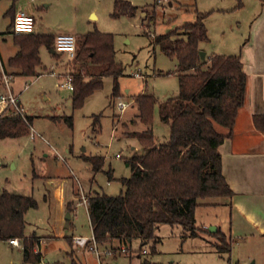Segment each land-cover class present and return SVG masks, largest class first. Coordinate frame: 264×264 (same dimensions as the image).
<instances>
[{"label": "rangeland", "instance_id": "obj_1", "mask_svg": "<svg viewBox=\"0 0 264 264\" xmlns=\"http://www.w3.org/2000/svg\"><path fill=\"white\" fill-rule=\"evenodd\" d=\"M116 1L0 0V95L9 88L18 97L31 124L24 136L0 139V193L29 196L37 203L24 218V235H35L39 240L34 253L40 256V261L35 264H99V260L101 264H235L240 248L233 243L231 253L217 252V240L209 233L210 228L200 237H191L181 227L162 224L155 231L159 238L155 249L151 242L141 246L136 238L121 252L124 244L113 241L107 246L99 245V260L87 247H77L73 242L70 245L65 239L92 234L86 206L79 204L81 196L119 195L125 189L121 179L131 175L128 162L143 154L133 132L144 127L138 120L130 122L136 113L133 99L140 93H148L164 102L178 95L177 61L167 57L154 38L173 31H177L175 37L184 38L182 26L194 22L197 14L206 15L209 44L200 46L204 48L202 51L208 50L209 56L225 28L230 24L234 27L221 36L226 44L239 32L240 23L246 29L247 19L261 6L260 0H121L130 2L135 11L113 16ZM16 10L34 18L33 32L54 37L70 34L76 44L82 35L94 31L110 33L115 62L123 67V74L116 80L118 97L112 95L115 79L104 76L102 87L88 96L80 108H74L72 91L60 88L59 84L62 75L75 72L79 64L76 67L73 59L59 52L51 54L46 47L39 50V76L16 74L8 67V59L17 51L11 34L12 13ZM227 55H239V50ZM118 101L129 103L122 113L117 109ZM158 112L155 105L150 127L159 143L167 140L169 127L159 119ZM93 156L103 157L102 170L97 173L88 161ZM59 189L67 202H74L70 219L66 204L63 209L58 203L55 193ZM214 214L212 209H200L198 222L208 221ZM217 214L226 234L227 213L217 211ZM106 247L112 250L111 255L104 254ZM239 263L249 264L241 260ZM0 264L31 263L24 260L21 244L12 246L8 240L0 239Z\"/></svg>", "mask_w": 264, "mask_h": 264}, {"label": "trees", "instance_id": "obj_2", "mask_svg": "<svg viewBox=\"0 0 264 264\" xmlns=\"http://www.w3.org/2000/svg\"><path fill=\"white\" fill-rule=\"evenodd\" d=\"M122 11L134 12L135 6L117 0L112 15ZM205 16L197 14L194 22L182 26L184 38L175 37L177 31L154 38L161 51L177 61L179 92L164 102L148 93H140L133 99L135 117L144 127L133 135L143 154L128 162L131 175L121 179L123 192L116 196L104 193L87 196L89 225L98 246L113 241L126 245L137 238L141 246L151 242L155 249L159 242L155 231L162 224L181 227L190 236H196L195 210L201 201L233 195L222 173L219 147L232 135L237 111L244 102L246 74L239 55L212 54L201 59L200 44L209 41ZM12 35L17 51L8 59V67L18 75L39 76V50L46 47L55 51V37L35 32ZM114 57L110 33L94 31L77 40L72 62L76 67L79 64V68L71 73L74 108H80L88 96L102 87L104 76L115 79L112 95L118 97L116 80L123 74V67ZM155 105L159 119L169 127L167 140L159 143L150 127ZM67 121L71 122L70 118ZM253 122L264 132V114L254 115ZM30 127L26 115H16L11 109L0 113V139L19 138L28 134ZM88 161L94 173L102 170L103 157H89ZM36 207L32 197L8 191L0 193V239H17L24 260L31 264L40 261V256L34 253L39 240L35 235H24V218L29 209ZM66 212H72L68 204ZM213 235L217 240L216 251L229 253L231 242L226 235L220 230ZM65 239L72 244V236Z\"/></svg>", "mask_w": 264, "mask_h": 264}, {"label": "crops", "instance_id": "obj_3", "mask_svg": "<svg viewBox=\"0 0 264 264\" xmlns=\"http://www.w3.org/2000/svg\"><path fill=\"white\" fill-rule=\"evenodd\" d=\"M246 24L243 30L240 23L237 28L239 32L225 44L221 36H224L226 29L234 30L230 24L218 37V44L210 49L211 55H227L238 49L242 69L246 74L244 102L237 111L232 135L219 147L222 173L233 195L201 202L195 210L198 235L191 237H200L206 231L209 232L208 228L211 229V235L217 230L224 233L222 222L217 221V211H225L228 232L224 234L231 242V248L233 243L240 248L235 264H240V260L249 264H264V132L258 130L253 122L254 115L264 114V3H261L257 13L247 19ZM49 53L55 52L49 50ZM206 56L208 50H205ZM58 71L59 74L63 72L60 69ZM133 120H137L135 113L130 122L133 123ZM55 194L60 207L64 209V204H73L72 208H75L74 202L66 201L61 189L56 190ZM200 209H212L215 214L208 221L198 222ZM66 226L69 228L70 222Z\"/></svg>", "mask_w": 264, "mask_h": 264}, {"label": "built area", "instance_id": "obj_4", "mask_svg": "<svg viewBox=\"0 0 264 264\" xmlns=\"http://www.w3.org/2000/svg\"><path fill=\"white\" fill-rule=\"evenodd\" d=\"M34 30V18L22 11L17 10L14 14L13 21L11 24V32L14 35L23 34V33H31ZM55 51L59 53H63L68 58L74 59L76 55V39L74 36L70 34H59L55 36V42H54ZM51 75L57 76L55 72H51ZM135 76L139 77L138 74H135ZM4 81L7 85L8 77L6 75L3 76ZM62 82L59 84L60 88L67 89L69 91H72L73 85H72V76L71 73H65L62 75ZM129 106V103H125L123 101L117 102V109L120 110V112H124L125 109ZM11 109L12 112L19 116H24V108L20 105L19 99L16 95H14L10 89L8 88V91L6 94L0 95V113L3 111ZM87 196H81V199L79 201V204H83L86 206L87 204ZM9 244L13 246H19V241L17 239H10L8 240ZM73 243L77 247L82 248H88L90 251L94 252L98 260L100 259L101 252L99 251V246L96 243L93 235L91 234L90 237H82V236H74L73 237ZM127 250L125 245H122L120 247L121 252H125ZM146 251L144 250L143 253ZM104 254L111 255L112 250L105 249ZM99 264H101L99 260ZM243 264V263H242Z\"/></svg>", "mask_w": 264, "mask_h": 264}, {"label": "water", "instance_id": "obj_5", "mask_svg": "<svg viewBox=\"0 0 264 264\" xmlns=\"http://www.w3.org/2000/svg\"><path fill=\"white\" fill-rule=\"evenodd\" d=\"M51 52L54 53L55 51L54 50H51ZM199 55H200L201 59H204L205 58V52L204 51H199ZM69 218H70V214L68 213L67 214V219H69ZM147 264H150V263L147 262Z\"/></svg>", "mask_w": 264, "mask_h": 264}]
</instances>
